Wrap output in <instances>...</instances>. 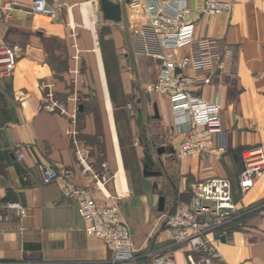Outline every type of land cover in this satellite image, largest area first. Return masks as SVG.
<instances>
[{
  "label": "crops",
  "instance_id": "crops-1",
  "mask_svg": "<svg viewBox=\"0 0 264 264\" xmlns=\"http://www.w3.org/2000/svg\"><path fill=\"white\" fill-rule=\"evenodd\" d=\"M17 1L28 8V0ZM97 1L49 0L55 17L0 11V41L21 47L11 77L0 81V203L17 202L26 213L21 218L14 210L0 212V264H102L111 258L102 240L84 232L76 200L62 195L65 185L88 188L96 200L106 203L112 202L108 196L121 194L118 205L138 251V264H153L158 257L189 264L188 247L173 246L162 228L167 212L163 192L154 194L155 183H142L141 191L135 192L125 174L119 127L122 123L134 133L137 124L126 117L119 120V110L127 115L125 104H118L119 96L136 95V116L143 117V128L152 113L151 127L169 129L171 141L155 147L167 150L161 155L154 150L156 156L166 154L162 157L166 161L175 155L179 140L171 130L168 99L146 91L156 80L159 62L133 51L131 35L148 22L147 13L143 7L132 9L123 0H114L122 2V19L113 22L103 18ZM222 1L232 8L218 16L203 14L199 0H187V5L195 38L215 41L222 54L224 68L217 82L201 94L213 102L220 96L222 133L213 138L222 142L224 153L177 159L178 194L184 193L187 201L176 208L189 203L205 179L227 176L236 187L242 153L255 148L264 153V0ZM102 26L107 27L103 35ZM42 82L51 86L64 113L43 110ZM68 131L75 132L77 144L88 153L86 171L75 159ZM102 163L115 174L103 193L93 181L95 174L102 173ZM39 164L52 167L58 177L43 183ZM154 168L160 175L144 176L142 165V178L161 177ZM235 199L239 217L226 237L215 241L220 264H264V173ZM155 206L160 215L154 214Z\"/></svg>",
  "mask_w": 264,
  "mask_h": 264
},
{
  "label": "built area",
  "instance_id": "built-area-1",
  "mask_svg": "<svg viewBox=\"0 0 264 264\" xmlns=\"http://www.w3.org/2000/svg\"><path fill=\"white\" fill-rule=\"evenodd\" d=\"M28 8L17 0H0V11L7 15L27 13L55 17L49 7V0H28ZM202 13L218 16L230 12L232 4L222 0H199ZM132 9L143 7L148 22L140 25L131 35L133 51L138 55L153 58L159 62L156 80L146 87L149 94L165 96L171 105L172 133L179 138L175 156L186 159L194 155L218 156L224 153V146L214 136L222 133L220 122L221 102L205 99L201 91L216 83L217 74L224 68L222 54L215 47L216 42L208 38H195V26L189 19L187 0H164L158 5L155 0H129ZM179 50L184 53L178 55ZM21 47L0 41V81L11 77ZM235 56V53L232 54ZM39 90L43 94V110L64 113L55 99L51 86L42 82ZM220 95V93H219ZM73 138L74 155L77 162L86 167L88 153L77 144L75 132L68 131ZM21 155L17 159L21 160ZM242 169L236 187L227 177H212L198 184L191 200L173 212L164 213V226L168 239L174 246L188 247L189 264H220L221 258L215 241L226 237L233 222L239 217L237 193H245L261 179L264 173V153L260 148L242 153ZM102 173L93 176L94 187L103 189L115 174H111L105 163ZM43 183L58 177L49 166H37ZM67 199H74L84 224L87 236L102 240L111 250V258L102 264H138L137 249L125 218L118 205L121 194L108 196L111 203L96 200L88 188L65 185L61 189ZM14 210L23 218L26 213L19 203H0V212ZM153 264H172L158 257Z\"/></svg>",
  "mask_w": 264,
  "mask_h": 264
},
{
  "label": "rangeland",
  "instance_id": "rangeland-1",
  "mask_svg": "<svg viewBox=\"0 0 264 264\" xmlns=\"http://www.w3.org/2000/svg\"><path fill=\"white\" fill-rule=\"evenodd\" d=\"M98 3L99 0L97 1L96 8H98ZM101 33L107 32V27L102 26L100 28ZM120 69V67H119ZM119 73V70L116 72V74ZM117 76H113L112 81L113 85L115 86V83H117ZM136 103H137V98L136 95H127L123 98H120L118 100V104H125V108L127 109V115L123 111L125 110H119V120L123 118L127 119H134L136 121V129L134 130V133H131L129 129H126L122 123L121 126L119 127V132L121 136V147L123 151V158H124V164H125V174L128 183L131 185L132 188H136V191H141L142 189V183H145V185H152L155 183L157 185V189H155L154 194L157 196L159 195V192H163V195L166 197V211L167 212H172L176 209V207L179 205V202H185L187 201V196L182 193L178 194V183H179V160L178 158L173 155V156H168L169 158L166 159L165 165L164 161L162 158L163 156H156L154 150L156 145L159 144H165L169 143L171 141L172 135L169 132V129H164V127H160L159 129H155L153 126L151 127L149 124L153 122L152 118L153 115L151 113V116L149 117L151 121L149 120L148 126L143 128V117L136 116ZM120 106V105H119ZM124 108V109H125ZM129 109V110H128ZM123 112V113H122ZM137 137H140L142 140V144L146 145L150 153L154 156L153 158L156 161V165L154 170H159L162 172V176L159 178H147L143 179L142 178V165L144 163V157L142 155V150H144L143 145L140 144L138 141ZM155 138V139H154ZM176 158V159H175ZM242 158L240 156V163L242 164ZM227 177V176H226ZM228 178V177H227ZM125 194V193H124ZM181 205V204H180ZM154 214L160 215L156 211V206L154 207ZM163 223V222H162ZM163 230L165 229L164 223L162 224ZM161 228V229H162Z\"/></svg>",
  "mask_w": 264,
  "mask_h": 264
},
{
  "label": "water",
  "instance_id": "water-1",
  "mask_svg": "<svg viewBox=\"0 0 264 264\" xmlns=\"http://www.w3.org/2000/svg\"><path fill=\"white\" fill-rule=\"evenodd\" d=\"M124 4H128L129 0H123ZM99 11L102 13V16L105 20L113 21V22H120L122 19V2L114 1V0H99L98 3ZM154 112L155 116H158L157 107L154 104ZM167 149L164 147L156 148V153L158 155L163 154ZM168 152L172 153L173 149L170 147L168 148ZM155 166L154 159L152 154L149 152V149L144 151V164H143V175L144 176H157L160 175V172L152 171V168ZM164 206V197H159L158 202V210L162 211Z\"/></svg>",
  "mask_w": 264,
  "mask_h": 264
},
{
  "label": "trees",
  "instance_id": "trees-1",
  "mask_svg": "<svg viewBox=\"0 0 264 264\" xmlns=\"http://www.w3.org/2000/svg\"><path fill=\"white\" fill-rule=\"evenodd\" d=\"M173 212V211H172Z\"/></svg>",
  "mask_w": 264,
  "mask_h": 264
}]
</instances>
